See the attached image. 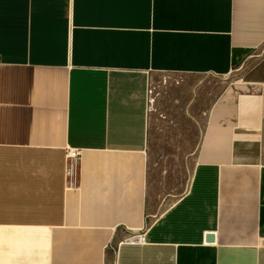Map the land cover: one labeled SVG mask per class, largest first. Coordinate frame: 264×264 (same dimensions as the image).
Wrapping results in <instances>:
<instances>
[{
	"label": "crops",
	"instance_id": "1",
	"mask_svg": "<svg viewBox=\"0 0 264 264\" xmlns=\"http://www.w3.org/2000/svg\"><path fill=\"white\" fill-rule=\"evenodd\" d=\"M263 46L264 0H0V264H264ZM157 73L226 79L175 199Z\"/></svg>",
	"mask_w": 264,
	"mask_h": 264
},
{
	"label": "rangeland",
	"instance_id": "2",
	"mask_svg": "<svg viewBox=\"0 0 264 264\" xmlns=\"http://www.w3.org/2000/svg\"><path fill=\"white\" fill-rule=\"evenodd\" d=\"M264 53V46L259 53ZM226 79L157 73L151 79L152 114L158 119L150 145L152 165L164 177L161 193L177 198L191 180L196 139Z\"/></svg>",
	"mask_w": 264,
	"mask_h": 264
},
{
	"label": "built area",
	"instance_id": "3",
	"mask_svg": "<svg viewBox=\"0 0 264 264\" xmlns=\"http://www.w3.org/2000/svg\"><path fill=\"white\" fill-rule=\"evenodd\" d=\"M151 93L150 90L148 91ZM152 102V100L150 99ZM67 158V169L66 174L72 177L73 182H75L77 172H78V159H79V151L77 149H69L66 154ZM133 240V239H131ZM140 240V239H138Z\"/></svg>",
	"mask_w": 264,
	"mask_h": 264
},
{
	"label": "water",
	"instance_id": "4",
	"mask_svg": "<svg viewBox=\"0 0 264 264\" xmlns=\"http://www.w3.org/2000/svg\"><path fill=\"white\" fill-rule=\"evenodd\" d=\"M207 240L208 241H213L214 240V236L213 235H208L207 236Z\"/></svg>",
	"mask_w": 264,
	"mask_h": 264
}]
</instances>
